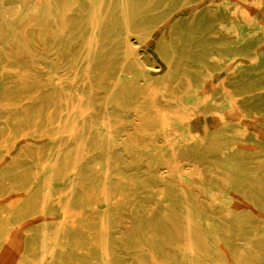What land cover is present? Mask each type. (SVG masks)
<instances>
[{
  "label": "rangeland",
  "instance_id": "374dc122",
  "mask_svg": "<svg viewBox=\"0 0 264 264\" xmlns=\"http://www.w3.org/2000/svg\"><path fill=\"white\" fill-rule=\"evenodd\" d=\"M113 1L0 0V264H264V0Z\"/></svg>",
  "mask_w": 264,
  "mask_h": 264
},
{
  "label": "bare ground",
  "instance_id": "6f19581e",
  "mask_svg": "<svg viewBox=\"0 0 264 264\" xmlns=\"http://www.w3.org/2000/svg\"><path fill=\"white\" fill-rule=\"evenodd\" d=\"M2 1V0H1ZM5 2V1H4ZM4 2H2V3H4ZM113 2H115V0L113 1ZM16 3V2H15ZM103 3V2H102ZM109 3H110V1H109ZM215 3V2H214ZM19 4V3H18ZM18 4H16V5H18ZM5 5V4H4ZM13 5V4H12ZM10 6V5H9ZM86 6H87V4H86ZM108 6H109V4H108ZM4 7V6H3ZM8 7V6H7ZM15 6H13V8H14ZM122 8H121V10H120V13H121V17H122V25H123V27L126 29V30H128L129 29V27H130V24H131V22H132V17H133V14L131 13V11L129 10V8L128 7H126L125 5H122L121 6ZM231 7V6H230ZM5 8V7H4ZM9 8V7H8ZM18 8V7H17ZM97 8H98V6H97ZM103 8V5L102 4H100L99 5V9H102ZM216 8V7H215ZM227 8V7H226ZM233 8V7H232ZM3 9V8H2ZM71 9V8H70ZM75 9H77V8H75ZM84 9V8H83ZM108 8H106V7H104V10L103 11H100V10H98V12L96 13V15H97V21H99L98 22V24L96 25L97 26V28H98V31H97V33H98V36L100 37L101 35H102V33H103V29H104V24H105V18L109 15V13H111V10H107ZM211 9V8H210ZM235 9V8H234ZM5 10H6V8H5ZM10 10V9H9ZM18 11L20 10V8L19 9H17ZM231 10V9H230ZM67 11H68V9H67ZM96 11V10H95ZM210 11V10H209ZM212 11V10H211ZM219 11V10H218ZM77 12V11H76ZM79 12V11H78ZM82 12V11H81ZM80 12V13H81ZM84 12V11H83ZM228 12V11H227ZM230 12H233V11H230ZM229 12V13H230ZM4 13H5V11H4ZM9 13H11L10 11H9ZM8 13V14H9ZM15 13V12H14ZM79 13V14H80ZM6 14H7V11H6ZM6 14H3V15H1V18H2V20H4V21H6V23H9V22H7L9 19H8V17H7V15ZM19 14V13H18ZM21 14V13H20ZM11 15V14H10ZM81 15V14H80ZM83 15V14H82ZM212 15V14H211ZM225 15V14H224ZM230 15H231V13H230ZM15 16H16V14H15ZM78 16V15H77ZM213 16V15H212ZM10 17V16H9ZM73 17H75V16H73ZM14 18V17H13ZM215 18H216V16H215ZM222 18V17H221ZM233 18V17H232ZM41 22L44 24V21H43V18L41 17ZM80 19V18H79ZM68 20V19H67ZM73 20V19H72ZM221 20V19H220ZM11 21H12V18H11ZM120 21H121V19H120ZM144 21V20H143ZM155 21H157V20H155ZM29 22V21H28ZM137 22V21H136ZM229 22V21H228ZM5 23V22H4ZM2 24L1 26H0V39L4 36V33H5V31H4V28L2 27V26H4L5 27V24ZM12 23V22H11ZM11 23H9V24H11ZM22 23V22H21ZM155 23V22H154ZM218 23H220V22H218ZM227 23V22H226ZM144 24V23H143ZM156 24V23H155ZM159 24V23H158ZM162 24V23H161ZM161 24H159V25H161ZM221 24H223V22L221 23ZM140 25V24H139ZM142 25V24H141ZM146 25H148V24H146ZM153 25V24H152ZM226 25V24H225ZM231 25H232V23H231ZM10 25H8V27L6 26V30H8V28H10L9 27ZM41 26V25H40ZM35 27V28H28L27 30H24V35H25V37L26 36H28L29 34V31H35V34H36V36H35V39L33 40V45L34 46H41V44L46 40V38H48V36L51 34V32H50V29L48 28V27H44V29H45V31L42 29V27ZM150 26V25H149ZM154 26V25H153ZM157 26V25H156ZM218 26V25H217ZM221 26V25H220ZM34 27V26H33ZM133 27V26H132ZM144 27H145V25H144ZM223 27V26H222ZM233 27H234V25H233ZM120 28V27H119ZM156 28V27H155ZM220 28V27H219ZM96 29V28H95ZM134 29H135V27H134ZM233 29V28H232ZM11 30V29H10ZM125 30V31H126ZM218 30H220V29H218ZM228 30V29H227ZM226 30V31H227ZM9 31V30H8ZM71 31V30H70ZM89 31V30H88ZM155 31V30H154ZM225 31V32H226ZM7 32V31H6ZM150 32V31H149ZM223 32V31H222ZM90 33L91 32H89V36H90ZM110 33V32H109ZM8 34V33H7ZM153 34V33H152ZM224 35H226V34H224ZM229 35V34H228ZM227 35V36H228ZM114 36V35H113ZM112 36V37H113ZM124 36V35H123ZM83 38H84V36H83ZM161 38H162V36H161ZM27 41V40H26ZM107 41H110V40H107ZM13 42V41H12ZM80 43V42H79ZM78 43V44H79ZM91 43H92V41H91ZM131 43V42H130ZM139 43V42H138ZM28 44H29V42H28ZM180 44V43H179ZM133 45V44H132ZM141 45H143V43H141ZM128 46V45H127ZM156 46H158V45H156ZM28 47V46H27ZM77 47V46H76ZM88 47V46H87ZM124 47V46H123ZM126 47V46H125ZM138 47H140V46H137V48ZM164 47V46H163ZM179 47V46H178ZM181 47V46H180ZM129 48V47H128ZM156 49H158L157 47H155ZM175 48H177V45H176V47ZM164 49V48H163ZM129 50V49H128ZM130 51V50H129ZM158 51H159V49H158ZM158 51H156V52H158ZM179 51V50H178ZM72 52V51H71ZM125 52V51H124ZM180 52V51H179ZM181 52H182V50H181ZM180 52V53H181ZM86 53V52H85ZM144 53V52H143ZM170 53V52H169ZM183 53V52H182ZM72 54V53H71ZM121 54V53H120ZM124 54V53H123ZM166 54V53H165ZM177 54V53H176ZM115 55V54H114ZM125 55V54H124ZM124 55H122V56H124ZM139 55V54H138ZM178 56H179V54H177ZM119 56H121V55H119ZM170 56V55H169ZM84 57V56H83ZM118 57V56H117ZM129 56H127V58H128ZM181 57V56H180ZM107 58V57H106ZM182 58V57H181ZM181 58H179V59H181ZM131 59H132V62H134V64L135 65H139V61L136 59V57H134L133 56V54L131 55ZM179 59H177V61L179 60ZM64 60V59H63ZM88 60V59H87ZM121 60H123V58L121 59ZM169 60H170V58H169ZM82 61V60H81ZM97 61V60H96ZM141 61V60H140ZM87 62V61H86ZM117 62V61H116ZM118 62H119V60H118ZM122 62V61H121ZM131 62V61H130ZM201 62V61H200ZM105 63V62H104ZM142 63V62H141ZM155 63V62H154ZM80 64V63H79ZM122 64V63H121ZM145 64V63H144ZM143 64V65H144ZM178 64V63H177ZM126 65V64H125ZM78 66V65H77ZM80 66V65H79ZM84 66H86L85 64H84ZM91 66V65H90ZM146 66V65H145ZM144 66V67H145ZM148 66V65H147ZM100 67V66H99ZM123 68H124V65L122 66ZM158 67V66H157ZM172 67V66H171ZM77 68H79V67H77ZM86 68V67H85ZM153 68V67H152ZM151 68V69H152ZM121 69V68H120ZM126 69V68H125ZM128 69V68H127ZM138 69V68H137ZM155 69V68H154ZM159 69V68H158ZM83 70V69H82ZM122 70V69H121ZM124 70V69H123ZM153 70V69H152ZM119 72H120V70H118ZM117 71V72H118ZM128 70H126L125 71V73L127 72ZM171 71V70H170ZM76 72V71H75ZM130 72V71H129ZM123 73V72H122ZM128 73V72H127ZM127 73L125 74V75H127ZM132 73V72H131ZM171 73V72H170ZM169 73V74H170ZM119 74V73H118ZM124 74V73H123ZM129 74V73H128ZM165 74V73H164ZM178 74H180V73H178ZM178 74H176V75H178ZM182 74H183V72H182ZM184 75V74H183ZM114 76V75H113ZM146 76H147V74H146ZM180 76V75H179ZM176 77V76H175ZM178 77V76H177ZM173 78V77H172ZM204 78V77H203ZM232 78V77H231ZM118 79V78H117ZM153 79H155V78H153ZM171 79V78H170ZM81 80V79H80ZM87 80V79H86ZM85 80V81H86ZM179 80V79H178ZM83 81H84V77H83ZM203 81V80H202ZM227 81V80H226ZM167 82H169V79H168V81ZM164 83V82H163ZM147 84V83H146ZM169 84H170V82H169ZM174 84H175V82H174ZM173 83L169 86V87H172V85H174ZM221 84V83H220ZM223 84V83H222ZM83 85V84H82ZM92 85V84H91ZM155 85V84H154ZM184 85V84H183ZM95 86V85H94ZM222 86V85H221ZM220 86V87H221ZM224 86V85H223ZM83 87V86H82ZM87 87V86H86ZM216 87V86H215ZM71 88V87H70ZM149 88V87H148ZM181 88V87H180ZM217 88V87H216ZM215 88V89H216ZM90 89V88H89ZM146 89H147V87H146ZM221 89V88H220ZM43 90V89H42ZM69 90V89H68ZM174 90V89H173ZM57 91V90H56ZM77 91V90H76ZM181 91V90H180ZM48 92V91H47ZM87 92V91H86ZM153 92V91H152ZM83 93V92H82ZM89 94H90V92H88ZM178 93H179V90H178ZM214 92H212V94H213ZM216 93V92H215ZM101 94V93H100ZM216 95L218 96V95H220V94H217L216 93ZM235 95V94H234ZM240 95V94H239ZM68 96V95H67ZM94 96V95H93ZM214 96H215V94H214ZM213 96V98H215V97H217V96H215L214 97ZM236 96V95H235ZM109 97V96H108ZM169 100H168V102H176L177 101V94H175V92H170L169 93ZM173 97V98H172ZM48 98V97H47ZM75 98V97H74ZM87 98V97H86ZM89 98V97H88ZM79 99V98H78ZM105 99V98H104ZM161 99V98H160ZM49 100V99H48ZM91 100V99H90ZM219 100V99H218ZM218 100H216V99H214V101L213 102H215V105H217L218 106ZM44 101V100H43ZM70 101H71V99H68V98H66L65 99V108L67 109V110H71V111H73L71 114H72V118H74V116L76 117V118H78V117H81V119H82V117L84 116V112L83 111H81L80 110V107L78 106V105H76V106H74L73 108H72V106H71V103H70ZM106 101V100H105ZM220 101V103L222 102V100H219ZM88 102V101H87ZM91 102V101H90ZM89 102V104H91ZM167 102V101H166ZM226 102V101H225ZM224 102V103H225ZM247 102V101H246ZM96 103H97V101H96ZM78 104V103H77ZM89 104H87L88 106H89ZM100 104H102V103H100ZM170 104V103H169ZM41 105V104H40ZM92 105V104H91ZM239 105V104H238ZM43 107H41V108H34V109H32L31 111H29V112H27V115H26V117H28V118H34L35 116H37V115H39L40 113H42V112H44V110H46V106H48L46 103H45V105H42ZM83 106V105H82ZM93 106V105H92ZM95 106V105H94ZM99 106V105H98ZM113 106L114 105H112V109H113ZM158 106V105H157ZM204 107H206V106H204ZM209 107H210V105H209ZM226 107H227V105H226ZM226 107H223V108H226ZM232 107V106H231ZM89 108V107H88ZM95 108V107H94ZM109 108V107H108ZM107 108V109H108ZM110 108H111V106H110ZM220 108V107H219ZM233 108V107H232ZM85 109V108H84ZM98 109V108H97ZM203 109V108H202ZM202 109H200V110H202ZM205 109V108H204ZM217 109V111H218V108H216ZM221 109V108H220ZM240 109H241V107H240ZM65 110V109H64ZM214 110H215V108H214ZM49 111H51V110H49ZM66 111V110H65ZM86 111H88L87 109H86ZM85 111V112H86ZM115 111V110H114ZM170 111V110H169ZM203 111V110H202ZM201 111V113L197 110V114H195V115H192V116H190L189 115V117L187 118V121H188V123H189V126H190V128H191V130L192 131H196V132H204V133H206V131H207V129H208V127H209V125L207 126V124H205L204 122H203V120H204V118H206V114H207V112L206 111H204V112H202ZM221 111V114H222V112L224 111V109L223 110H219V112ZM246 111V110H245ZM52 112V111H51ZM67 112V111H66ZM110 112H111V110H110ZM210 112V111H209ZM243 112V111H242ZM26 113V112H25ZM50 113V112H49ZM99 114V113H98ZM101 114V113H100ZM41 115V114H40ZM103 115V114H102ZM110 115H112V114H110ZM60 116H62L61 114H60ZM78 116V117H77ZM108 116V115H107ZM244 116V115H243ZM248 116V115H247ZM66 117V116H65ZM64 117V118H65ZM102 117V116H101ZM160 118L162 117V116H159ZM246 117V116H245ZM244 117V118H245ZM63 118V117H62ZM108 118V117H107ZM214 118V117H213ZM219 118H220V115L219 114H216L215 115V118L213 119V120H211V122L209 123V124H211V125H215L216 123H217V121H219ZM248 118V117H247ZM60 119V118H59ZM79 119V118H78ZM102 119V118H101ZM161 119H163V118H161ZM76 120V119H75ZM107 120V119H106ZM63 121V120H62ZM73 121V120H72ZM65 122V121H64ZM82 122V121H81ZM100 122H102V121H100ZM107 122H108V120H107ZM107 122H106V124H107ZM165 122V121H164ZM72 123V122H71ZM162 123H163V121H162ZM74 124V123H73ZM81 124H83V123H81ZM90 124V123H89ZM103 124V123H102ZM231 124V123H230ZM5 125H7L6 123H5ZM104 125V124H103ZM103 125H102V127H103ZM110 125V124H109ZM233 125V124H232ZM14 126V125H13ZM46 127V126H45ZM83 127V126H82ZM91 127V126H90ZM99 127V126H98ZM105 127V126H104ZM113 127V126H112ZM238 127V126H237ZM236 128V127H235ZM78 129V128H77ZM79 129H80V127H79ZM83 129V128H82ZM82 129H81V131L80 132H82ZM108 129H109V127H108ZM219 129H221V127L219 128ZM106 130V129H105ZM17 131H19V128L17 129ZM78 131V130H77ZM213 132V131H212ZM219 132V131H218ZM20 133V132H19ZM83 133V132H82ZM215 133V132H214ZM222 133V132H221ZM5 134L6 135H13V132H12V130H11V128L10 127H7L6 129H5ZM18 134V133H17ZM98 134V133H97ZM197 134V133H196ZM198 135V134H197ZM213 135V134H212ZM17 136V135H16ZM21 136V135H20ZM15 137V136H14ZM18 137V136H17ZM105 137V136H104ZM211 137V136H210ZM20 138V137H19ZM81 138H83V137H81ZM110 138V137H109ZM29 139V138H28ZM68 139V138H67ZM66 139V140H67ZM73 139V138H72ZM71 139V140H72ZM106 139H108L107 137H106ZM62 140V139H61ZM100 140V139H99ZM82 141V140H81ZM108 141V140H107ZM112 141V140H111ZM115 141V140H114ZM59 142H61V141H59ZM62 143V142H61ZM69 143V142H68ZM75 146H73V148H69L68 150H67V157H68V159H71L72 158V154L73 153H76L77 151H78V148H77V146H78V138H76L75 139ZM100 143H101V140H100ZM56 144V143H55ZM54 144V145H55ZM70 144V143H69ZM63 145V144H62ZM109 145V144H108ZM113 145V144H112ZM53 146V145H52ZM58 147V149H59V145H57ZM68 146V145H67ZM66 146V147H67ZM100 146V145H99ZM51 147V146H50ZM62 148H63V146H61ZM69 147H72L71 145H69ZM106 147V146H105ZM109 147V146H108ZM107 147V148H108ZM171 147V146H170ZM169 147V148H170ZM56 148V149H57ZM103 148V147H102ZM101 148V149H102ZM172 148V147H171ZM55 149V150H56ZM61 149V148H60ZM110 149V148H109ZM173 149V148H172ZM114 150V149H113ZM171 150V149H170ZM58 151V150H57ZM105 151H108V149L107 150H105ZM116 151V150H115ZM61 152H62V150H61ZM172 153V152H171ZM179 153V152H178ZM105 154H107V153H105ZM58 156V155H57ZM109 156V155H108ZM107 156V157H108ZM75 157V156H74ZM73 157V158H74ZM171 157V156H170ZM178 157H179V155H178ZM177 157V158H178ZM60 158V157H59ZM75 160V159H74ZM175 160H176V157H175ZM177 161V160H176ZM75 162V161H74ZM106 164V163H105ZM227 168V167H226ZM226 172V171H225ZM208 173H210V172H208ZM211 174V173H210ZM70 187V186H69ZM209 190V189H208ZM74 191V190H73ZM69 198H70V196H69ZM264 201V200H263ZM66 202V201H65ZM73 202V201H72ZM263 203V202H262ZM72 205V204H71ZM221 208V207H220ZM59 209H60V207H59ZM54 211V210H53ZM66 211V210H65ZM50 212V211H49ZM64 213V212H63ZM225 213V212H224ZM48 214V213H47ZM53 215V214H52ZM56 215V214H55ZM216 217V216H215ZM48 218V217H47ZM48 221H49V219H48ZM63 221V220H62ZM233 221V220H232ZM256 222V221H255ZM62 223V222H61ZM60 223V224H61ZM59 224V225H60ZM61 226V225H60ZM251 226V225H250ZM48 228H50V227H48ZM57 228V227H56ZM60 228V227H59ZM62 228V227H61ZM241 228H243V226L241 227ZM244 228H245V226H244ZM44 229V228H43ZM246 229H247V227H246ZM50 230V229H49ZM51 230H52V228H51ZM63 230V229H62ZM252 230V229H251ZM259 230V229H258ZM77 231V230H76ZM245 231V230H244ZM247 232V231H246ZM246 232H245V235H247L246 234ZM255 232V231H254ZM244 233V232H243ZM55 234V233H54ZM256 234V233H255ZM113 235V234H112ZM243 235V234H242ZM245 235H244V238H245ZM249 235H251L250 233H249ZM243 237V236H242ZM252 237V236H251ZM246 239V238H245ZM249 239V238H248ZM68 240V239H67ZM9 244H7L8 245V247H9V251L12 249V248H14V246H15V244L12 242V237L10 236V237H8V239L6 240ZM115 243V242H114ZM248 244V243H247ZM233 245V244H232ZM231 245V246H232ZM256 245V244H255ZM42 246V248H41V251H40V255H39V257H38V259H39V261H40V263L41 264H53V259H54V255H53V253H52V251H50L48 248H47V245L46 244H42L41 245ZM51 246V245H50ZM241 248V247H240ZM173 252V251H172ZM45 254H49L50 255V258H49V261L48 262H45L44 261V256H45ZM173 255V254H172ZM105 257V256H104ZM104 259V258H103ZM101 264H102V262H101Z\"/></svg>",
  "mask_w": 264,
  "mask_h": 264
}]
</instances>
